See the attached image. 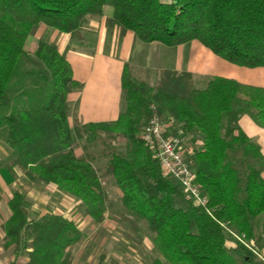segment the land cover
<instances>
[{"label":"trees","instance_id":"trees-1","mask_svg":"<svg viewBox=\"0 0 264 264\" xmlns=\"http://www.w3.org/2000/svg\"><path fill=\"white\" fill-rule=\"evenodd\" d=\"M108 7L110 25L133 32L142 43L176 48L197 41L233 65L264 68V0H0V139L11 152L7 161L0 158V170L17 167L31 182L55 185L97 224L105 221L104 181L112 178L127 213L144 221L154 237L162 258L153 264H250L244 248L227 249L223 225L249 241L258 226L264 235V156L239 126L248 115L264 128V88L223 77L198 87L191 73L172 70L151 87L126 68L119 119L88 125L75 120L71 126L68 97L81 84L56 43L33 37L46 26L81 39ZM35 60L42 70H24ZM43 84L46 104L37 97ZM153 118H170L201 140L188 161L205 206H196L163 174L141 139V127ZM100 132L122 135L132 148L111 149L107 165L96 167L85 136L93 141ZM80 147L84 153L78 156ZM8 205L12 217L1 228L6 250L24 256L26 264L74 263L83 237L75 222L35 215L19 191Z\"/></svg>","mask_w":264,"mask_h":264},{"label":"crops","instance_id":"crops-1","mask_svg":"<svg viewBox=\"0 0 264 264\" xmlns=\"http://www.w3.org/2000/svg\"><path fill=\"white\" fill-rule=\"evenodd\" d=\"M111 17L112 12L108 16L106 11L104 16L92 19L89 27L84 28L82 32L89 35L92 30L100 35L99 38H85L82 35L81 39H73L67 34L53 35L50 39L35 38L37 41L56 43L61 55L71 64L74 79L81 84V88L73 91L68 97L71 126L75 120L88 125L111 123L119 119L124 105L123 76L126 68L130 70L135 80L137 74H142L145 78L137 80L153 86L154 83H158L162 71L173 68L181 70L189 61L194 67L190 72L198 77L209 80L223 77L264 88V68L249 69L233 65L215 56L207 48L208 51L205 50L202 44L204 48L199 44L190 45L193 42L176 48L161 43L145 44L139 41L133 32H124L119 27L115 28L112 37L109 38L107 26H110ZM42 32H45V28H42ZM187 48L188 52L185 53ZM239 126L260 146L264 156V128L248 115L240 119ZM76 154L82 155L78 152ZM17 171L21 172L17 167L12 172L7 169L0 170V189L11 187L4 204L6 219L1 228L12 217L8 205L12 190L23 192L16 183L19 180L13 177ZM61 216L65 217L64 214ZM3 240L4 234L0 236V241ZM255 257L264 264V244L260 246L259 255Z\"/></svg>","mask_w":264,"mask_h":264},{"label":"rangeland","instance_id":"rangeland-1","mask_svg":"<svg viewBox=\"0 0 264 264\" xmlns=\"http://www.w3.org/2000/svg\"><path fill=\"white\" fill-rule=\"evenodd\" d=\"M106 11L108 16L111 15V8H106ZM88 27L89 25H87L85 29ZM107 27L110 32L109 38H111L116 26L108 25ZM42 28H45V32H42ZM61 34L62 33L55 29L42 26L33 38L40 37L50 39L53 35L59 36ZM82 35L85 36V38L100 37L98 33L96 34L92 32V30L89 32V35L86 34V32ZM193 44H199L202 46L198 42H193L190 45ZM204 49L207 50L206 48ZM186 52H188V48L185 53ZM30 69L42 70L43 66L39 61L35 60L26 63L24 70ZM175 69L176 68L169 70L177 73H191L190 71L194 70V67L188 61L181 70ZM191 74L198 87H204L206 81H209V78H202L193 73ZM136 78L141 79L145 77L142 76V74H137ZM137 79L136 81H138ZM27 81L29 84L30 80L27 79ZM109 83L111 84V82ZM157 84L158 83H154L153 86H150L155 87ZM41 88L42 89L39 90L37 97L41 98V101L46 104L49 100L48 85L43 84ZM169 123L170 135L176 136L181 135L182 133V136L185 138L184 143L189 150L185 155L186 158L190 160L194 153L199 149L201 140L198 137L187 135L182 130V125L177 124L174 120L170 119ZM72 126H74V123H72ZM143 127H141V131ZM73 135L74 138L77 139L75 132H73ZM85 139L90 154L94 156L93 165L96 167L107 165L108 159L106 158V155L111 149L116 150L117 152L126 153L132 148L129 140L122 135L100 132L96 140L90 141L88 135L85 136ZM77 152L78 154L84 153L81 147ZM10 153L9 148H7L0 139V158L7 161L10 157ZM13 177L19 180L16 183L19 184L20 189L23 191L22 193L26 198V205L35 215L43 216L48 213L64 214L67 219L75 222L80 228L83 237L75 249L74 264H153L156 259L162 258L156 250L154 237L149 233L146 223L131 217L123 207L122 193L117 188L112 178L104 181L109 194V200L105 206V221L102 224H97L92 219L85 217L82 214L79 209V201L75 197L60 192L55 185L46 186L39 182H31L26 178L23 171H17V174L13 175ZM9 188L11 187H5V190L0 189V236H3L1 224L4 223L6 219L4 215V204L9 195ZM227 229L229 228L227 227L225 229L228 234L227 249L231 251L237 247H242L251 256L252 262L250 264H262L260 259L255 257L259 255V248L264 244V235L261 231V227L258 226L256 228V236L253 241H249L247 237L244 239L243 235L236 233L231 229H229L231 232H228ZM3 244L4 243L0 241V264H24L26 262L24 256H16L11 251L6 250Z\"/></svg>","mask_w":264,"mask_h":264},{"label":"built area","instance_id":"built-area-1","mask_svg":"<svg viewBox=\"0 0 264 264\" xmlns=\"http://www.w3.org/2000/svg\"><path fill=\"white\" fill-rule=\"evenodd\" d=\"M170 119L153 118L149 120L141 131V139L157 156L163 174L177 181L184 189L188 199L196 206H205L207 199L202 196L196 182V173L192 164L186 158V148L181 135H170ZM226 229L227 226L223 225ZM228 232H231L227 229ZM246 239V236L243 235ZM240 240V239H239Z\"/></svg>","mask_w":264,"mask_h":264}]
</instances>
